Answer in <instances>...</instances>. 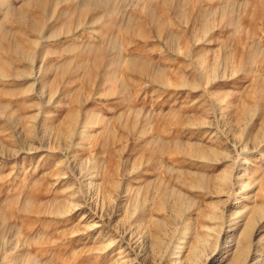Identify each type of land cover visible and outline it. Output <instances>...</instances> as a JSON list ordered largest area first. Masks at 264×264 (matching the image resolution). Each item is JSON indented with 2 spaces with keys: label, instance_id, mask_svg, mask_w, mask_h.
<instances>
[{
  "label": "rangeland",
  "instance_id": "1",
  "mask_svg": "<svg viewBox=\"0 0 264 264\" xmlns=\"http://www.w3.org/2000/svg\"><path fill=\"white\" fill-rule=\"evenodd\" d=\"M0 264H264V0H0Z\"/></svg>",
  "mask_w": 264,
  "mask_h": 264
}]
</instances>
